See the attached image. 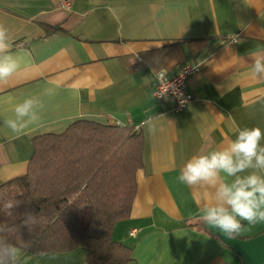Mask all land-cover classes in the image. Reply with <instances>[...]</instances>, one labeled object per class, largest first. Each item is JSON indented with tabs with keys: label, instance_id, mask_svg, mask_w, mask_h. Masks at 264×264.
I'll list each match as a JSON object with an SVG mask.
<instances>
[{
	"label": "crops",
	"instance_id": "crops-1",
	"mask_svg": "<svg viewBox=\"0 0 264 264\" xmlns=\"http://www.w3.org/2000/svg\"><path fill=\"white\" fill-rule=\"evenodd\" d=\"M66 1L69 8L62 0H0V22L22 58L0 84V185L26 173L33 137L81 120L132 127L142 135V167L130 217L111 235L132 248L129 264H243L204 231L198 193L177 177L191 156L234 139L235 127L264 130V81L250 76V56L264 51V0ZM43 25L63 33L45 36ZM233 34L235 44L224 42ZM190 63L200 68L187 79L192 101L173 112L172 99L151 95L154 75ZM53 85L54 97L41 96ZM28 96L44 102L41 124L13 138L4 120ZM242 224L239 239L264 234V222ZM86 255L21 253L17 264H86Z\"/></svg>",
	"mask_w": 264,
	"mask_h": 264
},
{
	"label": "trees",
	"instance_id": "trees-1",
	"mask_svg": "<svg viewBox=\"0 0 264 264\" xmlns=\"http://www.w3.org/2000/svg\"><path fill=\"white\" fill-rule=\"evenodd\" d=\"M42 27L45 36L63 33ZM142 149L134 128L84 120L33 137L26 173L0 185V227L15 226L0 239L31 255L83 248L86 264H129L132 248L111 235L130 217ZM8 201L16 204L13 215L4 210ZM28 214L34 222L27 226Z\"/></svg>",
	"mask_w": 264,
	"mask_h": 264
},
{
	"label": "clouds",
	"instance_id": "clouds-1",
	"mask_svg": "<svg viewBox=\"0 0 264 264\" xmlns=\"http://www.w3.org/2000/svg\"><path fill=\"white\" fill-rule=\"evenodd\" d=\"M21 57L12 51L8 27L0 22V84L7 83L21 68ZM250 76L264 81V51L251 56ZM57 86L43 89L41 96L52 98ZM41 96H28L14 104L13 115L4 120V126L13 138L26 135L42 121L45 107ZM156 125L148 127L155 134ZM235 136L222 146L205 154H194L181 167L178 181L198 193L201 219L207 229L225 239H235L248 224L264 222V130L259 126L235 127ZM16 204L5 202L4 210L13 215ZM34 222L31 214L23 224ZM15 226L0 227V233L12 232ZM21 249L16 244L0 239V264H17Z\"/></svg>",
	"mask_w": 264,
	"mask_h": 264
},
{
	"label": "built area",
	"instance_id": "built-area-1",
	"mask_svg": "<svg viewBox=\"0 0 264 264\" xmlns=\"http://www.w3.org/2000/svg\"><path fill=\"white\" fill-rule=\"evenodd\" d=\"M62 7L69 8V3L66 0H62ZM239 34L229 35L224 37V42L228 44H235ZM200 71V68L196 64H184L178 68V71L169 75L166 71L157 72L154 75L153 86L151 95L160 103L166 98L173 100V108L171 111L179 112L184 109L185 106L192 101L193 95L187 91V79L190 75ZM166 111H162V115L166 114ZM135 230L129 231L128 236L134 237Z\"/></svg>",
	"mask_w": 264,
	"mask_h": 264
},
{
	"label": "water",
	"instance_id": "water-1",
	"mask_svg": "<svg viewBox=\"0 0 264 264\" xmlns=\"http://www.w3.org/2000/svg\"><path fill=\"white\" fill-rule=\"evenodd\" d=\"M203 229L234 251L241 258L243 264H264V234L248 240L237 237L229 240L220 236L219 233L208 230L204 224Z\"/></svg>",
	"mask_w": 264,
	"mask_h": 264
}]
</instances>
